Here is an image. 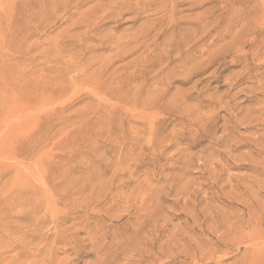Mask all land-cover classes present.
<instances>
[{
  "label": "rangeland",
  "instance_id": "374dc122",
  "mask_svg": "<svg viewBox=\"0 0 264 264\" xmlns=\"http://www.w3.org/2000/svg\"><path fill=\"white\" fill-rule=\"evenodd\" d=\"M0 264H264V0H0Z\"/></svg>",
  "mask_w": 264,
  "mask_h": 264
}]
</instances>
